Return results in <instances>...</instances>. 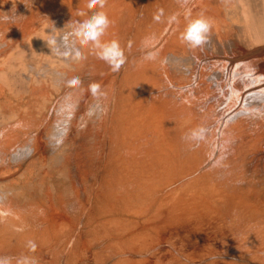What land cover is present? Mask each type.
I'll list each match as a JSON object with an SVG mask.
<instances>
[{"label":"bare ground","instance_id":"obj_1","mask_svg":"<svg viewBox=\"0 0 264 264\" xmlns=\"http://www.w3.org/2000/svg\"><path fill=\"white\" fill-rule=\"evenodd\" d=\"M261 1L108 0L117 72L71 35L87 0H0V257L264 264ZM199 16L213 27L192 49Z\"/></svg>","mask_w":264,"mask_h":264},{"label":"clouds","instance_id":"obj_2","mask_svg":"<svg viewBox=\"0 0 264 264\" xmlns=\"http://www.w3.org/2000/svg\"><path fill=\"white\" fill-rule=\"evenodd\" d=\"M181 6H185L189 0H178ZM108 0H87V9L91 11V15L85 11H79L77 14L81 17L87 16L86 19L76 21L73 24L71 35L74 36L81 46H87L92 54L98 59L103 60L109 65L113 71H119L127 62L125 50L122 48L118 40L104 41L102 38L106 35L108 29L113 24L109 18L108 13L103 11L106 7ZM164 15V10L159 9L154 15V20L161 21ZM190 15V11L186 12ZM177 17L174 15L170 19L175 20ZM2 20H9L10 17H2ZM213 27L212 21L204 16H199L190 19L184 31L180 35V40L186 43L190 48L196 49L205 45L209 41V33ZM67 39V36L65 37ZM51 43V41H47ZM54 51V49H51ZM85 57L77 49L75 59L81 60ZM145 59L152 60L155 56L149 53ZM78 78L69 81L70 85H79ZM91 93L96 95H103L101 92V85L99 83H92L89 85ZM206 129L203 127L191 130L185 139L199 141L204 139ZM34 247V245H33ZM10 258L0 257V264H9Z\"/></svg>","mask_w":264,"mask_h":264},{"label":"rangeland","instance_id":"obj_3","mask_svg":"<svg viewBox=\"0 0 264 264\" xmlns=\"http://www.w3.org/2000/svg\"><path fill=\"white\" fill-rule=\"evenodd\" d=\"M261 2H262V11H263V13H264V0H262ZM237 3H238V4H236V6H237V7L239 6V8H240V7H241V3H240V4H239V2H237ZM239 15L242 16V15H241V12H240L239 14H237V17H239ZM237 17L234 18V19H235V21H237V24L240 25L241 23H243V21L241 20L242 17H240V18H237ZM238 33H240V31L238 30V32H237V31L235 30L234 32H232V37L234 38V37L236 36L234 39L237 38L238 40H242V41H243V39H244V38H243L244 35L242 34V32H241L240 34H238ZM240 35H241V36H240ZM241 37H242V38H241ZM260 44H264V42H263V43H260ZM235 51H236V52H235ZM235 51H234V52L237 53L238 50H235ZM239 52H240V50H239ZM235 53H233V54L236 55ZM233 54H232V55H233ZM232 55H231V56H232Z\"/></svg>","mask_w":264,"mask_h":264}]
</instances>
